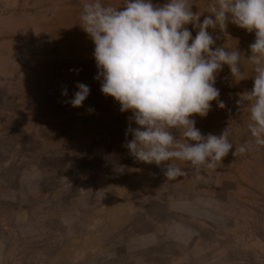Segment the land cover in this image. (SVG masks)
Masks as SVG:
<instances>
[{
	"label": "rangeland",
	"instance_id": "1",
	"mask_svg": "<svg viewBox=\"0 0 264 264\" xmlns=\"http://www.w3.org/2000/svg\"><path fill=\"white\" fill-rule=\"evenodd\" d=\"M84 2L85 0H0V59L3 61L0 60V70L2 64L8 67V70L0 71V126L3 127L0 128V136L4 134V129L7 133L13 130L4 128L10 124L9 116L12 120H16V123L33 124L31 127L34 128L30 130L36 132L34 117L30 118L34 111L29 107H33V104L28 107L23 100L33 101L36 89L40 94L51 93L53 88L49 87V84H52L49 83L50 81L64 79V81L68 80L67 82H87L90 87L88 96L94 97L102 93L99 87L101 81L95 79L98 68L93 55L94 42L79 25ZM156 2L157 0H153L154 4ZM103 3L106 6L123 8V0H103ZM254 40L255 37L250 44ZM45 57L49 59H44ZM252 66L249 67L250 81L247 85L235 84L233 92L228 93V98L226 93L224 95L227 99L223 100L226 107H216L220 115L209 122L200 123L205 126L198 128L204 135L208 133L219 135L229 126L233 132L231 139L234 145L239 147L247 143L250 145L248 151L234 156V147L223 158L221 165L202 171L199 179L190 163L180 160L175 162L185 170L184 176L170 180L172 182L162 181L158 177L151 178L156 186L152 184L150 188L169 190L173 193L174 187L185 196L197 192L208 195L207 198H203V201L197 202L198 211H203L199 203L212 213H204L202 218L197 217L195 224L199 229L190 231L191 234L185 244L169 242L153 246V244L141 243L139 250L135 252L129 246H120L115 242L127 240L131 233L137 230V226L123 228L120 226L122 222L129 225L132 221L138 224L137 222L145 220L138 211L142 207L137 205L139 209L136 207L132 213L124 215L123 220L119 217L115 225L116 232L111 228L106 232L108 235L114 233L113 237L108 236L105 242L100 244L98 240L103 235L101 232L105 230V226H113L114 218H117L115 213L112 215L104 213L101 217L105 216L109 224L99 222V217L92 220L96 228H92L91 244L97 243L92 246L86 245L85 248H95V250H91V257L86 255L85 260L80 264H264V147L255 145L249 131V106L242 108L236 103L241 94L246 95L253 89L255 72L254 65ZM70 69L79 71H70ZM37 83L38 87H36ZM45 83H48L46 89L49 91L43 88ZM76 83L70 84L76 88ZM13 86L16 90L19 87L21 93L16 96L12 94ZM60 86L61 83H58L57 89L65 88ZM68 92L70 94L72 90L69 89ZM232 93H234V99L231 98ZM94 100L102 101L99 96ZM213 106L215 107V104ZM28 108L32 111L29 112ZM24 112L32 114L25 115ZM111 126L113 127L110 124L108 130ZM207 126H215V128H207ZM96 129L92 128V131ZM16 131L18 133L16 132L14 141L10 140L14 143L11 146L16 149L11 148L12 154L8 155L29 161L34 158V154L36 155L34 152L37 151L30 152L27 145L28 138L21 137L19 129ZM113 132V130L109 132L113 143L110 158H116L117 154L123 152L119 149L120 146L114 143ZM175 134L183 140L180 133ZM38 135L35 136L36 140L39 138ZM50 146L48 149L55 148L54 145ZM2 153L0 149V158ZM128 157V160L132 159L129 155ZM116 159L113 160L116 161ZM1 170L0 173L4 174V170ZM86 175L90 178V174ZM2 176L0 174V178ZM5 186V181L0 179V238H6V242L0 246L2 264H60L58 256L64 247L62 245L67 241V234L69 236L76 233L75 237L69 238L70 240H77L79 236L75 232L77 228L72 227L68 230L66 226L69 223L70 225L80 224L82 219L80 214L72 212L73 207H69L70 211L66 206L51 205L48 202L45 204V199L48 200L49 197L41 196L30 201L33 202L30 215L34 218L36 226H18L15 221L20 215L16 211L18 204L14 198L9 199L10 201L4 200L2 191L6 188ZM172 198L171 196L169 199ZM119 200L121 201L120 197ZM118 206L116 201L114 207L120 209L121 206ZM149 206L152 219L156 221L154 227L162 232L161 237L177 239L179 232L173 225V218H175L173 214L166 212V207L156 202H151ZM53 220L58 221L64 228L54 231L58 222L54 224ZM98 224L101 225L97 227ZM103 254H107L106 260L102 257ZM60 256L66 255L62 253ZM114 258L116 262L112 260ZM130 258H132L131 261H128Z\"/></svg>",
	"mask_w": 264,
	"mask_h": 264
},
{
	"label": "clouds",
	"instance_id": "2",
	"mask_svg": "<svg viewBox=\"0 0 264 264\" xmlns=\"http://www.w3.org/2000/svg\"><path fill=\"white\" fill-rule=\"evenodd\" d=\"M194 4L193 0H165L159 5L153 0H123L121 8L106 6L103 0H85L80 16L79 25L95 45V79L101 81L102 93L114 97L121 112L131 110L125 135L133 138L125 147L141 162L170 161L164 171L169 180L186 174L175 160L189 162L199 179L202 171L221 165L234 147V156L250 147L247 143L236 147L229 126L219 135H204L192 118L193 114L207 116L212 101L226 107L215 86L224 65L234 81L229 86L249 77L242 74L237 46L231 50L216 46L219 36L209 31L219 29L225 34L229 22L255 33L247 57L254 65V86L236 103L249 106V131L255 145L264 147V0H207L204 10L198 7V11H193ZM188 25L197 30L195 36ZM76 87L65 102L81 107L90 87L83 82ZM61 94L67 97L68 89ZM132 121L137 127H132Z\"/></svg>",
	"mask_w": 264,
	"mask_h": 264
},
{
	"label": "crops",
	"instance_id": "3",
	"mask_svg": "<svg viewBox=\"0 0 264 264\" xmlns=\"http://www.w3.org/2000/svg\"><path fill=\"white\" fill-rule=\"evenodd\" d=\"M164 2L165 0H157L156 4L159 5ZM193 2L196 4L192 6L193 11H198V7L200 10H204L207 6V0H193ZM204 15L207 16L209 13H205ZM203 19L204 16L201 17V22ZM187 27L193 31V36H195L197 30L192 29L191 25ZM209 31L214 37L219 36L216 46L226 45L230 50L237 46L241 52L242 74L248 76L249 67L253 66L247 57L251 55L249 45L253 37H255V33L248 32L246 29L231 22L228 23L227 33L225 34L220 32L219 29H209ZM7 61H4V63H7ZM2 65L1 72L3 70H8L7 65L6 67L5 64ZM59 81L57 79V81L49 82L52 83L49 84V87L53 88L51 93L44 92V94H40L36 89L33 101L29 99L23 100L28 107L33 104V107H29L34 111L32 112L33 114L24 113L25 115L32 114L30 118L34 117V126L37 128L36 132L35 130H30L34 128L31 127L33 124L16 123V120H12L10 116H7L10 122L8 128L13 130L7 133L4 129V134L2 132L3 135H1L2 137L0 136V147H2L0 149L3 151L2 158H0V169L4 170V174L0 173L3 175L0 179L5 181L6 184V188L2 191V195L4 200L7 199V201H10L9 199L14 198L18 204L16 211H18L17 213L20 215L15 219L16 224L21 227L36 226L33 220L34 218L30 215L32 212L30 211V207L33 203L30 201L41 196L49 197L48 200L45 199V204L48 202L51 205L66 206L69 210V207H73L72 212L80 214L82 218L81 223L77 225L76 223L75 225H70L69 223L65 226L68 230L72 227L77 228V231H75L76 229L74 231L77 232L79 236L77 240H70L69 238L75 237L76 233L72 235L69 234V236L67 234V241L62 245L64 247L59 252L58 256L60 260L58 262H61L60 264H80L81 261L85 260L86 255L87 257H91V250H95V248L87 249L85 247L86 245L92 246L97 243L91 244L92 228H96L94 224H92V220H95L94 218L99 217V222L106 225L109 223L106 222L105 216L101 217V215H104V213H107V215L117 214V218H114V225L109 227H107L108 225L105 226V230L101 232L103 235H101L98 243L102 244L108 236L113 237L114 235V233L109 235L106 234L107 230L111 228L116 232L117 226L115 225H117L119 217L123 220L126 214L129 212L132 213L134 209L136 210V207H138L137 205L142 207V209L138 207V211L145 220L137 222L139 225L136 224V221H132L129 225L126 223L123 224L122 222L120 226L123 228H133L137 226V230L131 233L132 235L127 240L115 242L116 244H120V246H129L131 250L135 252L139 250V244L141 243L153 244V246L154 244L158 245L169 242L179 245L185 244L186 240L189 239V234H191L190 231H197L199 229L195 224L197 217L202 218L204 213L212 214L211 212L209 213L208 208H203L199 203L198 205H200L203 211L197 210L198 200L203 201V198H207L206 196L208 195L203 192H197L185 196L176 191L177 189L174 187L172 188L173 193L169 190L150 188V186H156V184L152 182L153 179L151 178L153 177H158L162 181L172 182L164 175L166 165L170 163V161L162 162L160 165L154 162L145 163L138 161L130 154L129 149L125 147V143L133 137L131 134L126 136L125 133L130 123L129 117L132 115L131 110L121 112L120 103L116 101L114 97L110 95L105 96L103 93L97 94L101 97V102L94 100L98 98V96H88L84 100L83 106L73 107L65 101L76 92L77 87L71 86V84L75 85L76 82H67L68 80L64 81V79H59ZM249 81V77H247L238 84L244 82V86H246ZM58 83H61L62 88L71 89L72 92L70 94L68 92L67 97L63 96L61 94L63 89H57ZM230 83H234L230 68L228 65H224L223 69L217 75L215 85L220 89V100H227L224 96L225 93L228 98V93L230 91L233 92L234 86H229ZM47 84L48 83H45V87H42L46 89ZM85 84L88 85L89 83L85 82ZM38 86L39 84L37 83L36 87ZM54 89H56V91ZM11 91L15 96L21 93L19 87L18 90L14 87ZM46 91L49 90L46 89ZM231 96V98L234 99V93H232ZM211 103L212 105L216 104L215 107L218 106L216 101H212ZM112 105H114V107H112ZM29 108L27 110L31 112L32 110H29ZM89 108H93L95 111L89 112ZM217 110L214 112L211 108L207 116L203 117L199 114H193L192 118L196 121V127L198 126L197 128H199L200 123L204 122L205 118L216 116V113L220 115L219 110ZM19 111H21V109H19ZM110 124L113 125V127L111 126L108 130ZM131 124L133 128L137 127L134 121H132ZM96 126L104 128H97L92 131V128H96ZM0 128L3 127L0 126ZM17 129L20 130L19 132L22 134L21 137L26 136L28 138L27 145L30 152L33 153V151H37L34 152L36 153V155L34 154V158H31L29 161L22 158L18 159V157L12 155L10 157V155H8L9 153L12 154L11 148L16 149L11 146L14 143L10 142V140L14 141ZM111 130L114 131V143H117V145L120 146L119 149L124 150L126 155H129L132 159H122L124 158L123 153L117 155L121 160L117 161V157L110 158L109 155L113 144L111 142L112 137L109 133ZM173 131L177 133V130L173 129ZM36 134H40L37 140L35 138ZM50 145H54L53 147L55 148L48 149L51 147ZM113 159H116V161ZM174 163L176 164L175 161ZM87 173L90 174L89 177L91 179L87 177ZM91 174H93V176H91ZM93 177L94 179L92 180ZM171 196L173 198L169 199ZM116 201L118 205L121 206L120 209H117V206L114 207ZM151 202L163 205L166 207L165 210L167 209L166 212L173 214L175 217L173 218V225L179 232L177 234L178 236H176L177 239H163L161 237L162 232L159 231L157 227H154L156 221H154L151 216V209L149 206ZM94 203L96 204L92 206ZM187 218H190L189 221H184V219L187 220ZM51 220L52 219H50V221ZM53 221H55L53 222L54 224L58 222L56 220ZM100 225L101 224H98L97 227ZM189 227H193V229H189ZM63 228L64 226L58 222L54 231L57 232ZM101 228L102 227H100V229ZM179 230L182 231L180 232ZM5 242V237L0 238V246ZM118 249H120V247ZM62 253L66 256H60ZM103 255L102 257H105L106 260L107 254ZM131 259L132 258L128 259V261H131ZM112 260L116 262L115 258ZM2 263L3 259L0 258V264Z\"/></svg>",
	"mask_w": 264,
	"mask_h": 264
},
{
	"label": "flooded vegetation",
	"instance_id": "4",
	"mask_svg": "<svg viewBox=\"0 0 264 264\" xmlns=\"http://www.w3.org/2000/svg\"><path fill=\"white\" fill-rule=\"evenodd\" d=\"M243 83H244V82H241L240 84H243ZM215 106H216V104H215ZM212 109H213L214 112H216V110H217V108L214 107L213 105H212ZM216 117H218L217 113H216V116H209V117L205 118L206 121L204 120V122H202V123L209 122L211 119L216 118ZM201 126H202V127H201ZM204 126H205L204 124H203V125H200L199 128H204ZM4 128H8V127H4ZM96 128H102V127H97V126H96ZM207 128H215V126H212V127H211V126H207ZM174 132H175V131H174ZM177 133L179 134V132H177ZM128 139H129V137H128ZM177 139H179L181 142H183V140H182V138H181L180 136H177ZM123 151H124V150H123ZM122 153H123V155H124V158H122V159H125V160L127 159V160H128L129 157L126 155L125 151H124V152H121V154H122ZM117 155H118V154H117ZM118 160H121V159L117 157V161H118ZM93 179H94V177L92 178V180H93Z\"/></svg>",
	"mask_w": 264,
	"mask_h": 264
},
{
	"label": "trees",
	"instance_id": "5",
	"mask_svg": "<svg viewBox=\"0 0 264 264\" xmlns=\"http://www.w3.org/2000/svg\"><path fill=\"white\" fill-rule=\"evenodd\" d=\"M5 55V54H4ZM7 56V55H6ZM44 59H49L48 57H45ZM1 60V59H0ZM2 61V60H1ZM3 62V61H2Z\"/></svg>",
	"mask_w": 264,
	"mask_h": 264
}]
</instances>
